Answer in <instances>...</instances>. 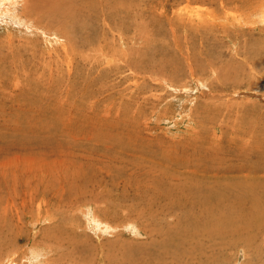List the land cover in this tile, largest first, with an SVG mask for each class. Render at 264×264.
<instances>
[{"label": "rangeland", "instance_id": "obj_1", "mask_svg": "<svg viewBox=\"0 0 264 264\" xmlns=\"http://www.w3.org/2000/svg\"><path fill=\"white\" fill-rule=\"evenodd\" d=\"M42 1L30 15L23 0L0 13V264H246L243 245L222 254L221 238L184 232L177 253L159 257L160 234L189 222L181 209L152 217L167 199L150 186L161 178L151 165L169 175L196 160L197 146L210 151L217 136L244 146L248 134L258 146L226 158L229 176L257 183L249 188L264 204V0H86L85 22L53 17L63 0ZM74 52L94 65L77 57L71 70ZM87 145L102 154L84 159ZM145 145L154 157L142 161ZM73 184L68 198L57 194ZM95 216L114 230H95ZM255 231L251 264H264L263 219Z\"/></svg>", "mask_w": 264, "mask_h": 264}, {"label": "bare ground", "instance_id": "obj_2", "mask_svg": "<svg viewBox=\"0 0 264 264\" xmlns=\"http://www.w3.org/2000/svg\"><path fill=\"white\" fill-rule=\"evenodd\" d=\"M14 1L13 0H0V6L6 5V7L4 9H2V11L0 13L1 14L5 13V15H6L9 12L8 10L12 9V5H13V3H15ZM16 1H18V0H16ZM23 1H24L23 3H27V5L25 6V9H24L25 10L24 13L29 14V15H30L31 11L33 12V11H35V9L37 11H40L41 9H44V7L47 5V2H45V1L39 2L40 0H23ZM36 4H40V5H42V7L39 8V7L35 6ZM52 5H53V3L51 4V6ZM55 5H56V8H53V10L51 11L52 16L55 18L61 19L63 21L70 20V18H71L72 20L75 19L77 21L79 20L81 22H85L86 20H88V16L91 14V11L94 10L92 8V6L88 4V2L86 0H63V1H57ZM34 7H35V9H34ZM11 13H12V11H11ZM21 15L28 18V20L30 21L28 15L25 16L24 14H22V12H21ZM72 17H74V18H72ZM87 41H85V43ZM98 48L102 49V50L105 49L104 46H98ZM77 57H80V58L84 59L85 61H87L89 64V68H91L94 65V63L92 61L93 59L91 58V56L89 54L83 55V53H82L80 55H77V53H75L74 55H70L67 58V65H68L67 67L69 68L72 65L71 70L74 67V59ZM187 59H189V57H187ZM122 62H124L126 65H129L130 68H132L133 66H135L137 64V63L131 64V61L128 58H123ZM189 65H190V63H189ZM61 105H63V104H61ZM53 121H51V122H53ZM44 124H47V123H44ZM14 129H16V128H14ZM14 129H13V131H15ZM50 131H52V130H50ZM15 132H17V131H15ZM53 132H56V131H53ZM57 134H55V135H57ZM232 134H233V132H232ZM50 135H52V134L50 133ZM200 135H201V137H203L202 134H200ZM246 135H247L246 138H240L241 141H244V146H240L239 142H237L238 140L236 141V139H235L236 137L234 138V136H231L227 140L226 145H224V141H223V144L221 146L218 144L220 137H218V136L215 137V139H216L215 144L211 145V147L209 148V149H211L210 151L208 149L206 150L202 145L197 146L196 151L198 153V157L196 158V160H193L191 162L190 161L183 162V166L181 165V167H180L181 171L171 172L169 175L163 166L158 167L155 163L152 162V165H151L152 167L159 168V170L161 172V178L160 179H153L152 180L153 184L150 182V186L155 193H158L159 190H162L163 192L161 194L163 196H165L167 199L165 209L156 211L155 216H152V217L155 218L157 213H159V215L160 214H165V215L166 214H174L173 212H175L177 209H179V210L181 209V210L186 211V220L189 222L188 225H186L184 228H182L183 229L182 231L174 232V230L170 229V227H169V230H166L164 232L162 231L163 233H161V234H160V231L157 233L156 236H158L159 234L161 236H164L161 238L160 242L163 243V245L166 247V248H162L161 252L158 253L160 258H166L167 254H170V252L172 250V246L175 247V252L177 253V251L179 250L177 248L178 242L180 240L179 238H181L180 232L181 233L184 232V234H182V235H183V237L187 236V238L188 237L189 238L194 237V236H202L201 238L205 237V239L207 238L206 236H208L210 238H214V237L221 238L223 241L220 244L221 248H219L218 250L222 254H226L228 252V250L239 249L243 245L244 246L243 249L245 250V252L247 254V258H248L246 264H251V261L260 260L258 257H254V255H253L256 252V249L259 247V245L256 244L253 248L250 247L251 238L252 237L255 238V235L257 234L255 231L257 224H259L262 219L264 220V206H263L264 204H262V202L260 200L261 198L259 196H257L259 193L258 194H257V192L253 193V192H251V189L249 188V186L252 187V185L254 186L257 183L251 182V185H249V183H247V182H238L237 183L231 176H229L230 171L234 170V165H232V164L228 165L227 160H226L227 157H230V158L235 157L236 159L239 157H242L244 159L245 158L244 156H246V153H248L249 151L253 152L254 150H256L255 146H258L257 142H256L257 139L256 138H254L255 140L252 139V144L250 145L248 143V141L250 139V135H248V134H246ZM93 136H95V135H93ZM224 137L225 136H223L222 139ZM45 138H46V136H45ZM47 138H49V137H47ZM94 139H95V137H94ZM96 139H98L99 141L101 140V134L98 132L96 134ZM99 143L100 142H97V144H99ZM137 143H139V146H140L143 143V141H137ZM145 143L149 144V141H146ZM234 144H237L239 148L233 147ZM97 146H99V145H97ZM128 146L130 147V150H132V151H135V149L138 150V148L133 147V145L131 143H129ZM78 149H82V147H80ZM125 149H126V147H125ZM149 149H150L149 146L145 145L143 150L141 151V154L139 156H140L142 161H144L146 156L151 157V159L154 157V153H152V154L150 153L151 155L147 154V150H149ZM235 149H238V153L234 151ZM121 151L123 152L125 150H121ZM138 151H140V150H138ZM102 152L103 151L101 148H97V147L94 148L92 146L87 145L86 148L82 149V155H81V153L78 152V156L81 155L84 159H88V161H89V160L95 159L96 156H100L102 154ZM63 161H64V163H66L67 160H63ZM70 166L66 165L63 167V165H62L61 169L65 173V176L70 173L68 170ZM79 168H80V164L77 165L76 169H79ZM103 168L107 169V171H108L110 169L109 162L106 163L103 166ZM16 170H18V168H16ZM16 170H14V172ZM59 171H61V170H59ZM4 173H6V172L4 171ZM70 176L71 175L69 174V178L66 180V182H68L69 184L71 182ZM250 176L252 177V175H250ZM253 177L256 179L255 175ZM167 178L170 181H167ZM54 183H55V179L49 184V186L54 187ZM238 185L240 186L239 191H237ZM73 188H74V184L70 188H65L62 192H61L60 188H56V191H57V194L62 193L66 198H68V196L71 193V191L73 190ZM81 190H83V189L79 188V191H81ZM170 201H172V204L170 203ZM174 203L176 206L174 205ZM247 204H249V205L247 206ZM85 205H88V204H85ZM81 211L87 212V211H83V210H81ZM110 211H111V209H110ZM177 214H180V213L177 212ZM54 218H55V216H54ZM98 219L101 222L103 221L105 223H103V222L101 223ZM104 220H103V218L100 219L99 217L95 216V218H93L92 222H91V223L94 222L96 224L95 225L96 228H94V229L96 230L98 227L100 228V226L104 225V229H106L107 231L114 230V229H112L113 224L111 225L110 223H108ZM178 221H180V220H178ZM88 222H89V219H88ZM132 224H133V222H132ZM178 224H179V222H178ZM180 225H182V224H180ZM89 226H90V224H89ZM171 226H172V224H171ZM177 227H175V228H177ZM118 228H120V227H118ZM226 230H227L228 234H227ZM101 233H102V231H101ZM153 233H154V231H153ZM47 236H44V238H46ZM115 237H116V235H115ZM152 237H153V235H152ZM152 237H151V240H152ZM88 238H89V236H88ZM118 238L119 237L117 235V239ZM153 238H155V237H153ZM256 238H258V237L256 236ZM77 239H76V241H77ZM181 240L185 241L186 239H181ZM190 241H188L189 244H190ZM126 243L127 242H124L122 244L124 245ZM263 243H264V241H263ZM185 245L183 244V246H185ZM193 249H194V247H193ZM108 250H110V247H108ZM242 252H244V251L241 250V253ZM181 254H183V253H181ZM193 254L194 253H192L190 255L193 256ZM105 256L108 258L109 252L105 253ZM168 257H170V256H168ZM168 257L166 258V260L168 259ZM156 258H158V257H156ZM138 259H140V258H138ZM148 259H150V258H148ZM196 261H197V259H196ZM139 262L142 263L143 261H139ZM199 262H200V260H199ZM108 264H114V263H108ZM145 264H146V262H145ZM182 264H184V263H182ZM252 264H254V263H252Z\"/></svg>", "mask_w": 264, "mask_h": 264}]
</instances>
